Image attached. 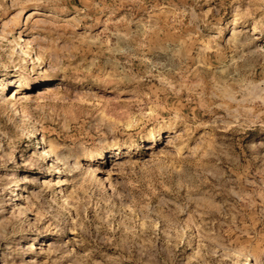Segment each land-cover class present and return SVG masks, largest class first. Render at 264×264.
Returning <instances> with one entry per match:
<instances>
[{"label":"rangeland","instance_id":"obj_1","mask_svg":"<svg viewBox=\"0 0 264 264\" xmlns=\"http://www.w3.org/2000/svg\"><path fill=\"white\" fill-rule=\"evenodd\" d=\"M0 264H264V0H0Z\"/></svg>","mask_w":264,"mask_h":264},{"label":"bare ground","instance_id":"obj_2","mask_svg":"<svg viewBox=\"0 0 264 264\" xmlns=\"http://www.w3.org/2000/svg\"><path fill=\"white\" fill-rule=\"evenodd\" d=\"M43 150H46L45 148H43Z\"/></svg>","mask_w":264,"mask_h":264}]
</instances>
